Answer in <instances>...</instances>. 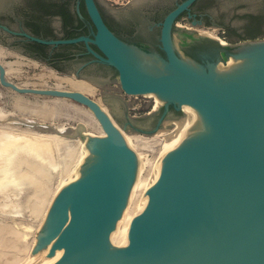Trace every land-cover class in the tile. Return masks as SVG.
<instances>
[{
	"label": "water",
	"instance_id": "1",
	"mask_svg": "<svg viewBox=\"0 0 264 264\" xmlns=\"http://www.w3.org/2000/svg\"><path fill=\"white\" fill-rule=\"evenodd\" d=\"M82 1L95 28L93 39L43 40L8 32L43 45L84 41L116 70L122 92L152 93L162 100L164 111L153 129L125 123L124 131L156 133L167 121L169 105L190 111L198 127L194 141L189 136L165 160L137 165L112 113L79 92L19 87L6 79L0 62L1 86L80 104L106 135H86L81 124L70 135L29 124L39 132L85 140L90 158L57 192L26 264H264V39L238 44L226 68L179 58L170 29L195 1L185 0L161 24L166 60L159 61L119 41L95 0ZM130 52L161 67L140 64Z\"/></svg>",
	"mask_w": 264,
	"mask_h": 264
},
{
	"label": "flooded vegetation",
	"instance_id": "2",
	"mask_svg": "<svg viewBox=\"0 0 264 264\" xmlns=\"http://www.w3.org/2000/svg\"><path fill=\"white\" fill-rule=\"evenodd\" d=\"M184 1L126 0L111 8L103 7L98 0L95 3L107 28L119 41L164 61L161 24L165 16ZM257 2H262L263 6H259L258 12H252L246 0H195L179 14L170 29L176 55L204 67L210 64L228 67L231 64L228 60L238 44L264 39V0ZM82 3V0H0V47L56 68L62 74L76 73L78 77L88 78L104 89V99L110 106L118 105L121 112L115 118L119 125L127 123L129 127L153 129L164 111L162 103L149 107L148 102L154 96H150L149 101L143 100L144 95H128L119 86H112L117 78L116 70L89 52L84 41L43 45L8 32L43 40L93 39L95 28L86 11L85 15L81 12ZM211 28L216 37L205 35ZM88 45L103 56L92 43ZM138 104L149 109L142 115H131L129 110ZM182 113L169 105L166 120H178Z\"/></svg>",
	"mask_w": 264,
	"mask_h": 264
},
{
	"label": "rangeland",
	"instance_id": "3",
	"mask_svg": "<svg viewBox=\"0 0 264 264\" xmlns=\"http://www.w3.org/2000/svg\"><path fill=\"white\" fill-rule=\"evenodd\" d=\"M98 1H99V3L103 7L111 8L113 6L119 5L121 2H124L126 0H98ZM246 2H247L246 4H247L248 10L249 11H252V12H258L261 9L259 6H263V3L262 2H259L258 3L257 0H246ZM192 27H194V26H192ZM209 32L210 33L212 32L213 33L212 34L213 36L215 35V33H214V31H213L212 28H211V30H209ZM217 36H220V35H217ZM175 42L178 43L177 37L175 39ZM19 57H21L22 59H27V60L33 61L34 63L37 62L35 65H30V64L20 65L19 67L16 68L15 74L12 75V77H11L12 80H10V81L14 82L16 85H18L19 82H20V85L23 88L59 89L58 87H60V88L62 87L60 90H63V89L65 90V88H68V86L66 85V83H64V82H58V80L55 78V76L57 75L56 77H58V78L70 77V78H74L75 79L74 74H69V75L62 74L59 70H56V68H52V67H50V66H48L46 64L40 63L38 61L29 59V58H26L24 56H19ZM14 59L15 58H13V57H7V58H5V62H13ZM49 72H52V73L55 72L54 73V76H51V77H50V75L47 76V73H49ZM20 77H22V78H20ZM41 77H43V79ZM50 78H51V80H50ZM27 83H29V84H27ZM57 84L59 85L58 87L56 86ZM89 85H92V87L95 88L94 89V94H93L94 96L92 95L91 96L92 98L91 97L90 98L93 99L94 101H97L98 99H100V100H98V104L102 103V104H100V105H102L101 107L104 106L105 111H107V109H108L107 112L112 113V117H114V120L116 121V123H118L117 120H116V118H115V116H117V114L114 113V111H113L114 105H112V106L108 105V103L105 102V100L103 99L102 94H103L104 89L101 88V86L99 84H94V86H93V84H89ZM55 86L57 88H55ZM112 86H118V80H117V78H115L113 80ZM67 91H69V90H67ZM19 96H21V97L19 98ZM16 97L18 99H20V100L16 99ZM53 99L51 97H45L44 98L43 96L20 95V94H17L15 92H11V90L6 89L5 87H3V86L0 85V120H1L0 121V130H2V129L5 130V128H7V126H8V127H10L9 129L13 128L11 130L15 131L16 133H21V132H25V131H29L28 133H33V132L36 133V132H39V131H37L34 128H32V130H35V131H32L31 130V127L29 126V124L32 123V122L37 123V124L40 123V124L47 125V126H54V127L60 126V127H63V128H66L67 129V128L77 127L78 124H81V122L82 123L83 122H86V120H88L87 122L90 121L89 120V117L87 118L86 112H83L82 109L79 110L80 109L79 107H78L79 108L78 109L77 106H74V105H76V104H74V102H71L69 100H60V101L57 100V101H54L56 99H54V100ZM50 100H52L53 102L50 101ZM22 101H23V103H20ZM43 101H45V102H43ZM46 101L48 103H46ZM58 102H60V104H58ZM34 103L36 104V106H35ZM45 103L46 104L55 103V107L56 106H57V108H60L61 107L60 108L61 111L54 107L55 110L60 111L57 114H56L57 111L55 112V115L56 116L59 114L58 117H55V115H53L52 118H55V120H53L51 118V116H47V118H46L45 115H41V116H43L45 118L40 117V114L42 113V111H41L40 108L42 106H44ZM61 103L63 105L65 104L66 106L65 105L63 106ZM24 104L25 105L28 104V105H26L27 107ZM33 104H34V106H33ZM37 105L40 107L39 108L40 110L38 109V106ZM116 106L118 108V111L121 112L117 104H116ZM29 107H32V108H29ZM35 107L37 109H35ZM134 108L135 109L129 110V112L131 113V115H136V116L138 115L139 116V115H142L143 113H145L147 111V109H145L144 107H142L140 105H138V106H136ZM34 109L37 112L40 113L39 116H38L37 112H36V115H35ZM84 113H85V115H84ZM113 114H114V116H113ZM12 115L13 116L15 115L13 117V119H12V117H10ZM79 115H81L80 117L82 119H83V117H84V119L85 118L86 119L85 120L83 119V121H82V119L78 118ZM73 116H75V117H73ZM9 117L11 118L12 121L10 120ZM48 117H50V118L48 119ZM183 117H184V115L183 116L181 115V118L180 119H182ZM17 119H19V120H17ZM74 119H76L77 121L74 120ZM78 121H80V123ZM174 121H176V120L165 121L163 123V125L164 124H168L169 125L170 124L169 122H174ZM3 124H5V125L7 124V125L5 126ZM118 125H119V123H118ZM120 127H121V125H120ZM27 128H29V129H27ZM168 129H170V128H168ZM66 145H68V146L58 147L59 149L56 148V151H55L56 153H54L52 155V157H50L48 160H46L47 162L45 160H43V162H40L41 160L33 159L34 162L36 161L35 163L38 162L37 164L34 165V167L36 169H37V166L38 165H40V164L43 165V163H45L43 165V166H45L44 167L45 168L44 174L42 176L37 175L38 178H35L36 177L35 176L34 177L35 178L34 179L35 183H33V184H30L29 183L30 180L27 178V177H31V176H25L26 174L27 175H32V172L38 171V170L35 169L34 171L29 172L30 169H32V167H30V166H33V164H34V163H32L33 161H31L30 164L29 163L20 164L19 169L21 170L22 168H24V169L21 170L22 171L21 174L18 173L19 170L18 171H15L13 173L15 174L16 177H18L19 180H21L20 178H22L23 179L22 182L23 181L24 182L26 181V183H24V184L25 185H28V186H26L28 188H26L24 184H21V181H20V183H17V184L22 185L26 189L24 188V189L21 190L22 186H19L17 184L14 185V186L13 185H10V186H7L6 188L0 189V234H1L0 235V238H1L0 239V264H10V263L11 264H26V262H27V260L29 258V255L31 254V252H32V250L34 248V245L36 243L37 234L39 233V231L41 229V226L43 225V222H44L45 217H46V216L43 217L42 215H46L47 214V211L48 210H46V208L48 207L47 209H49V207H50L49 205H51V203H52V201L54 199L52 195H56V193L53 192V191L54 190L56 191V189H57L58 186H59L58 188L60 189L61 188L60 185L62 186V184H64L65 182H67V180L69 179V177L72 175L73 170H74V168H75V166H76V164H77V162L79 160L78 158H80V157L77 158V154L78 155L79 154L81 155L80 149H78L79 146H76L73 143L71 144V142L68 143V144H66ZM70 145H72V148L70 147ZM64 147H67L68 149L70 148L69 149V152L66 151L65 149H67V148H64ZM141 149L138 152L141 153L142 157H144V158L146 157V159L144 160L145 161L144 164H148V163L150 164V162L152 163V161H153V163H155L156 159L158 158V156H157L158 155V149L150 148L149 151H148V147H144V148H141ZM152 149H154V150L152 151ZM62 150L64 152H62V153L59 154V152H61ZM73 150L75 151L74 154L72 153V152H74ZM78 150H79V152H77ZM155 150L157 152H154ZM68 153H69V155H68ZM56 154L58 155V157H56L57 156ZM59 155H60V157L63 156L62 157L63 159H61L59 157ZM66 155H67V157H66ZM74 155H75V157H74ZM153 155H155V156L152 157ZM32 158H34V157H32ZM60 159L61 160H65V161H58ZM154 159H155V161H154ZM136 160H137L136 162L138 163V159L137 158H136ZM148 160H149V162H148ZM31 163H32V165H31ZM47 164L48 165L50 164V165L48 166ZM58 164L59 165L60 164H63V166L61 165L63 168L60 166V169L61 170L59 169V167L56 168V166H58ZM72 164H74V167L71 166ZM34 167H33V169H34ZM53 167H55L57 170L54 171L55 168L52 169ZM46 168H47V170H49V169L50 170L47 171ZM69 168H72L73 170H71V169L69 170ZM26 170H27V172H26ZM68 170L70 171L69 173H68ZM59 171L60 172L62 171V175L63 176L62 175L60 177L57 176V174L59 173ZM23 172H25L26 174L23 173ZM65 176H67V177H65ZM49 182H50V184H49ZM47 184H49V187H48L49 188V191H48V188H47V186H48ZM17 186H19V187H17ZM42 187L44 189H46L45 190L46 193H47V191L49 192V193H47V195H46V193H43L42 192L44 190ZM19 189L22 192L19 193ZM57 191H58V189H57ZM28 192H29V194L26 195ZM40 192H42V193H40ZM21 193H22V195H21ZM53 193H55V194H53ZM24 196H25V198H24ZM47 196H48L49 199L47 198ZM41 197H42V199H44L46 201H43L42 199H40ZM47 200L48 201L49 200H52V201L48 204L47 203ZM31 203H32V205H31ZM41 203H42V205H41ZM22 205H23V207H21ZM38 205H40V206H38ZM4 206H5V208H3ZM34 206H35V208H34ZM43 207L45 208V211H44V208ZM33 208H34V210H33ZM35 211H36V213H35ZM39 211H41V212H39ZM11 230H13V234H12V231ZM9 237H10V239H9ZM32 241H34V242H32ZM15 243H17V244H15ZM30 245H31V247H30ZM6 246H8V247H6Z\"/></svg>",
	"mask_w": 264,
	"mask_h": 264
},
{
	"label": "bare ground",
	"instance_id": "4",
	"mask_svg": "<svg viewBox=\"0 0 264 264\" xmlns=\"http://www.w3.org/2000/svg\"><path fill=\"white\" fill-rule=\"evenodd\" d=\"M205 31V30H204ZM205 33V32H204ZM203 34V33H202ZM213 33L211 32H206V34L205 35H207V36H210V37H213V35H212ZM215 36V35H214ZM12 51V50H11ZM17 53V52H16ZM132 55H133V57L135 58V60L138 62V63H140V64H143V65H146V66H149V67H153V68H156V67H161V65H160V63H157V62H154V61H152L150 58H148L147 56H143V55H141V54H139V53H134V52H130ZM20 55H17V54H15L14 52H10L9 50H5L3 47H0V62L3 64V67H4V69H5V77H6V79L8 80V81H10V80H12L11 79V77H12V75L13 74H15V71H16V68L17 67H19L20 65H24V64H30V65H35L36 63H34L33 61H30V60H27V59H22L21 57H19ZM7 57H13V58H15L14 59V61L13 62H5V58H7ZM32 59V58H31ZM55 73V72H54ZM54 73H52V72H49V73H47V76H49L50 75V77L51 76H54ZM23 75V74H22ZM56 75V74H55ZM20 76V75H19ZM57 76V75H56ZM55 76V78L58 80V82H64V83H66V85L68 86V88H65V90L67 91V90H69V91H75V92H79V93H82V94H84V95H86V96H88V97H91L93 94H94V89L95 88H93L92 87V85H89V83L88 82H85V81H83V80H76V79H74V78H70V77H64V78H58V77H56ZM39 77V76H38ZM20 78H22V77H20ZM30 78V77H29ZM42 79H43V77H41ZM49 78V77H48ZM20 80V79H19ZM24 80V79H23ZM41 80V79H40ZM50 80H51V78H50ZM12 82V81H11ZM14 83V82H13ZM27 84H29V83H27ZM26 84V85H27ZM20 85V82H19V84H18V86ZM25 86V85H24ZM57 87L59 86L58 84L56 85ZM55 86V88H57ZM94 86V85H93ZM19 87H21V85L19 86ZM26 87V86H25ZM64 87V86H63ZM59 89H61L60 87H58ZM7 89V88H6ZM42 89V88H41ZM10 90V89H9ZM64 90V89H63ZM10 92V91H9ZM11 92H14V91H12L11 90ZM16 93V92H15ZM18 94V93H17ZM20 95H33V94H20ZM34 96H39V95H34ZM94 96V95H93ZM150 96H154V102L156 103V105H160L161 103H162V100H160V98L157 96V95H155V94H152V93H150V94H145L144 95V97L145 98H149ZM21 96H19V98H20ZM44 98L45 97H47V96H43ZM52 99H53V97H51ZM92 98V97H91ZM16 99H18L17 97H16ZM54 99H56V100H54ZM53 100L54 101H60V100H68V99H61V98H54ZM18 100H20V99H18ZM98 100H100V99H98ZM98 100L96 101L97 103H98ZM27 101V100H26ZM50 101H52V100H50ZM69 101H71V100H69ZM18 102V101H17ZM43 102H45V101H43ZM53 102V101H52ZM65 102V101H64ZM71 102H73V101H71ZM100 102V101H99ZM20 103H23V101L22 102H20ZM28 103V102H27ZM46 103H48L47 101H46ZM44 104V106H42L41 108L38 106V109L40 108L41 109V111H42V113L40 114L39 112H37L35 109H37L36 107H35V109H34V111H35V115H36V112H37V114H38V116H39V114H40V117H43V116H41V115H45L46 116V118H47V116H51V118L53 117V115H55V112L57 111V110H55V108H57V106L55 107V103H52V104ZM57 103V102H56ZM66 103V102H65ZM31 104V103H30ZM35 104V103H34ZM34 104H33V106H34ZM58 104H60V102H58ZM62 104V103H61ZM73 104V103H72ZM74 104H76V105H74ZM74 106H77V108L79 109V110H83V112H86V114H87V118L89 117V122H87L88 120H86V122H81V125L84 127V131H85V134L86 135H89V136H97V137H105L106 135L104 134V132H103V130L101 129V126L99 125V123H98V121L95 119V117L93 116V113L88 109V108H86V107H84V106H82V105H80V104H77V103H75L74 102ZM100 104H102V103H100ZM99 104V105H100ZM16 105V104H15ZM19 105V104H18ZM21 105V104H20ZM23 105V104H22ZM25 105V104H24ZM26 105H28V104H26ZM25 105V106H26ZM40 105V104H39ZM57 105V104H56ZM63 105V104H62ZM65 105V104H64ZM63 105V106H64ZM104 105V104H103ZM30 106V105H29ZM35 106H36V104H35ZM66 106V105H65ZM100 106H102V105H100ZM137 105H135V107H136ZM19 107V106H18ZM27 107V106H26ZM55 107V108H54ZM24 108V107H23ZM29 108H32V107H29ZM61 108V107H60ZM60 108H57L58 110H60ZM103 109H104V106L102 107ZM39 109V110H40ZM107 109V108H106ZM16 110V109H15ZM31 110V109H30ZM105 110V109H104ZM61 111V110H60ZM60 111H57L56 112V114L58 113V112H60ZM107 111H108V109H107ZM113 111H114V113H116V114H119L120 112L118 111V108H117V106H116V104H114V107H113ZM32 112V111H31ZM82 112V113H83ZM183 113H184V117L182 118V119H178V120H176V121H174V122H169L170 124L168 125V124H164L163 125V127H161L156 133H154V134H152V135H150V136H146V135H143V134H139V133H132V132H129V131H124L121 127H119V130H120V133H121V136H122V138H123V140H124V142H125V144H126V146L130 149V150H132L134 153H135V156H137L136 158L138 159V163H137V165H144V163H145V159H146V157L144 158V157H142V155H141V153L140 152H138V151H140V149L141 148H144V147H148V151H149V149L150 148H155V149H158V158L156 159V161H155V159H154V161H155V163L156 162H161V161H163V160H165L166 158H167V156L169 155V154H171L174 150H176L177 148H179L183 143H185L187 140H189V136H192L191 137V139H190V141L189 142H193L194 141V139H195V135H196V131H197V127H198V122H197V119L195 118V116L190 112V111H182ZM81 113V114H82ZM14 114V113H13ZM31 114V113H30ZM29 114V115H30ZM2 115V114H1ZM11 115V114H10ZM32 115V114H31ZM59 115V114H58ZM58 115L56 116L55 115V117H58ZM84 115H85V113H84ZM15 116V115H14ZM13 115L12 116H10V117H12V119H13V117H14ZM34 116V115H33ZM76 116V115H75ZM75 116H73V117H75ZM81 115H79V117L78 118H80V119H82L81 117H80ZM2 117V116H1ZM9 117V118H10ZM36 117V116H35ZM8 118V119H9ZM16 118V117H15ZM43 118H45V117H43ZM50 117H48V119H49ZM4 119V118H3ZM41 119V118H40ZM53 120H55V118H52ZM51 119V120H52ZM77 119V118H76ZM76 119H74V120H76ZM83 119H84V117H83ZM83 119H82V121H83ZM86 119V118H85ZM84 119V120H85ZM10 120H11V118H10ZM17 120H19V119H17ZM47 120V119H46ZM1 121V120H0ZM12 121V120H11ZM10 121V122H11ZM77 121V120H76ZM81 121V120H80ZM80 121H78L79 123H80ZM8 123V122H7ZM28 124V123H27ZM31 124V123H30ZM40 124V123H39ZM3 125H5V124H3ZM7 125V124H6ZM5 125V126H6ZM2 127V126H1ZM10 127H8L7 126V128H5V130H0V189H3V188H6L7 186H10V185H16L17 183H20V181H21V184H24V183H26V181L24 182H22V178H20L21 180H19L18 179V177H16L15 176V174L13 173V172H15V171H18V173H20L21 174V170L22 169H24V168H22L21 170L19 169V167H20V164H23V163H29L30 164V162L31 161H33V159H37V160H41L40 162H43V160H48L50 157H52V155L54 154V153H56L55 151H56V148H58V147H63V146H68V145H66V144H68V143H70L71 142V144L73 143V144H75L76 146H79L78 147V149H80V152H81V155L79 156L78 154H77V158L78 157H80V158H78L77 160H78V162H77V164H76V166H75V168H74V170L72 169V168H69V170L71 169V170H73V173H72V175L69 177V179L67 180V182L80 170V168H81V166L83 165V163L86 161V160H88L89 158H90V152H89V150H88V148H87V144H86V141L85 140H81V138H79V137H75V138H67V137H64V136H59V135H57V134H52V133H43V132H36V133H28L29 131H25V132H21V133H16L15 131H13V130H11V129H13V128H11V129H9ZM58 130H59V132H60V134H65V135H67V134H69L70 135V133L72 132V131H74L75 130V128L76 127H74V128H63V127H60V126H58V127H56ZM168 128H170V129H168ZM27 129H29V128H27ZM31 130H32V128H31ZM32 131H35V130H32ZM72 134H73V132H72ZM75 135V134H74ZM70 147L72 148V145H70ZM64 148H67V147H64ZM63 148V149H64ZM59 149V148H58ZM61 149V148H60ZM68 149V148H67ZM67 149H65L66 151H68L69 152V149L67 150ZM74 149V148H73ZM77 149V148H76ZM75 149V150H76ZM142 150V149H141ZM154 149H152V151H153ZM65 151V152H66ZM72 151V150H71ZM70 151V152H71ZM74 151V150H73ZM143 151V150H142ZM145 151V150H144ZM62 152H64L63 150L61 151V152H59V154L60 153H62ZM77 152H79V150L77 151ZM154 152H157L156 150L154 151ZM73 154L75 153V151L74 152H72ZM72 154V155H73ZM144 154V153H143ZM146 154V153H145ZM156 154V153H155ZM57 155V154H56ZM68 155H69V153H68ZM152 155V154H151ZM71 156V155H70ZM148 156V155H147ZM155 155H153L152 157H154ZM32 157H34V158H32ZM56 157H58V155L56 156ZM59 157H60V155H59ZM63 157V156H62ZM62 157H60L61 159H63ZM66 157H67V155H66ZM72 157V156H71ZM74 157H75V155H74ZM156 158V157H155ZM58 160V161H65V160ZM76 159V158H75ZM72 160V159H71ZM70 160V161H71ZM74 160V159H73ZM153 160V159H152ZM75 161V160H74ZM137 161V160H136ZM36 162V161H35ZM34 161L32 162V163H34L33 164V166H30V167H32V169H30V171L29 172H31V171H34L36 168L34 167V165L35 164H37V163H35ZM39 162V163H40ZM47 162V161H46ZM73 162V161H72ZM148 162H149V160H148ZM147 162V163H148ZM32 163H31V165H32ZM49 163V162H48ZM58 163V162H57ZM60 163V162H59ZM62 163V162H61ZM65 163V162H64ZM75 163V162H74ZM151 163V162H150ZM152 163H153V161H152ZM45 163H43V165H44ZM149 164V163H148ZM43 165H38L37 166V169L36 170H38V171H34V172H32V175H27L25 172H23V173H25L24 175L25 176H31V177H27L30 181H29V183L30 184H33V183H35V181H34V179L35 178H38L37 177V175H40V176H42L43 174H44V171H45V166H43ZM48 165V164H47ZM50 165V164H49ZM48 165V166H49ZM52 165V164H51ZM63 166V164H58V166H56V168H58L59 167V169H60V166ZM24 166V165H23ZM61 166V167H62ZM69 166V165H68ZM72 167H74V164H72L71 165ZM70 166V167H71ZM22 167V166H21ZM29 167V168H30ZM33 167H34V169H33ZM55 167H53L52 169H54ZM54 169V171L55 170H57V169ZM63 168V167H62ZM66 168V167H65ZM46 170H47V168H46ZM50 170V169H49ZM49 170H47V171H49ZM61 170V169H60ZM66 170V169H65ZM68 170V173L70 172ZM25 171V170H24ZM26 172H27V170H26ZM72 172V171H71ZM22 173V174H23ZM58 173V172H57ZM60 173V174H59ZM59 175L57 174V176H61L62 175V171L60 172L59 171ZM67 173V174H68ZM30 174V173H29ZM66 174V175H67ZM17 175V174H16ZM46 175V174H45ZM18 176V175H17ZM36 176V177H35ZM56 176V177H57ZM63 176V175H62ZM35 177V178H34ZM45 177V176H44ZM58 177V178H59ZM65 177H67V176H65ZM31 178V179H30ZM50 178V177H49ZM25 179V178H24ZM44 179V178H43ZM45 180V179H44ZM47 180V179H46ZM19 181V182H18ZM39 181V180H38ZM37 181V182H38ZM43 181V180H42ZM67 182H65L64 184H62V186L60 185V187L62 188ZM42 183V182H41ZM49 184H50V182H49ZM49 184H47L48 186H47V188L49 187ZM17 185H19V186H22V185H20V184H17ZM25 185V184H24ZM45 185V184H44ZM19 186H17V187H19ZM26 186H28V185H25V187ZM42 186V185H41ZM25 187H23L22 186V188H21V190L22 189H24ZM45 187V186H44ZM59 187V186H58ZM57 187V189H58V191L61 189H59ZM26 188H28V187H26ZM25 188V189H26ZM43 188V187H42ZM44 189V188H43ZM57 189H56V191H57ZM45 190L46 189H44L42 192L43 193H46L45 192ZM48 191H49V188H48ZM47 191V193H49ZM55 190L53 191V192H55L56 194H57V192H56ZM16 192V191H15ZM20 192H22V191H20V189H19V193ZM26 192V191H25ZM42 192H40V193H42ZM47 193H46V195H47ZM52 193V192H51ZM55 193H53V194H55ZM29 194V192L26 194V195H28ZM21 195H22V193H21ZM43 195V194H42ZM52 195V194H51ZM53 196V198H54V196H56V195H52ZM51 196V197H52ZM19 197V196H18ZM17 197V198H18ZM24 198H25V196H24ZM38 198V197H37ZM47 198H48V196H47ZM32 199V198H31ZM40 199H42V197L40 198ZM49 199V198H48ZM37 200V199H36ZM43 201H46V200H44V199H42ZM23 201V200H22ZM39 201V200H38ZM52 200H47V203L49 204L50 202H51ZM18 202V201H17ZM35 202V201H34ZM37 202V201H36ZM45 203V202H44ZM43 203V204H44ZM46 203V204H47ZM36 204V203H35ZM38 204V203H37ZM40 204V203H39ZM45 204V205H46ZM31 205H32V203H31ZM41 205H42V203H41ZM36 206V205H35ZM35 206H34V208H35ZM38 206H40V205H38ZM50 206V205H49ZM10 207V206H9ZM21 207H23V205L21 206ZM3 208H5V206L3 207ZM34 208H33V210H34ZM44 208V207H43ZM48 208V207H47ZM46 208V210H48ZM37 209V208H36ZM39 209V208H38ZM40 210V209H39ZM43 210V209H42ZM44 211H45V208H44ZM33 212V211H32ZM39 212H41V211H39ZM35 213H36V211H35ZM44 214V213H43ZM43 217L44 216H46V215H42ZM10 229V228H9ZM12 231V234H13V230H11ZM28 231V230H27ZM8 232V231H7ZM1 235V234H0ZM15 235V234H14ZM13 236V235H12ZM6 237V236H5ZM17 238V237H16ZM1 239V238H0ZM9 239H10V237H9ZM35 239V238H34ZM4 240V239H3ZM14 240V239H13ZM3 242V241H2ZM15 242V241H14ZM32 242H34V241H32ZM15 244H17V243H15ZM18 246V245H17ZM6 247H8V246H6ZM21 247V246H20ZM30 247H31V245H30ZM29 247V248H30ZM8 249V248H7ZM9 252V251H8ZM15 253V252H14ZM13 253V254H14ZM15 256V255H14ZM30 256V255H29ZM18 260V259H17ZM14 263V262H13ZM11 264V263H10Z\"/></svg>",
	"mask_w": 264,
	"mask_h": 264
},
{
	"label": "built area",
	"instance_id": "5",
	"mask_svg": "<svg viewBox=\"0 0 264 264\" xmlns=\"http://www.w3.org/2000/svg\"><path fill=\"white\" fill-rule=\"evenodd\" d=\"M143 97H144V96H143ZM143 100H148V101H149V98L146 99V98L144 97ZM151 100H152V101H151L150 103L148 102L149 107H151V106H152L153 108H154V107H157L158 105H156V103L154 102V99L152 98ZM138 105H139V104H138ZM138 105H137V106H138ZM132 107H133V106H132ZM133 108H134V107H133ZM148 109H149V108H147V110H148Z\"/></svg>",
	"mask_w": 264,
	"mask_h": 264
},
{
	"label": "trees",
	"instance_id": "6",
	"mask_svg": "<svg viewBox=\"0 0 264 264\" xmlns=\"http://www.w3.org/2000/svg\"><path fill=\"white\" fill-rule=\"evenodd\" d=\"M81 12L85 15L86 13H85V9H84V6H83V3L81 4Z\"/></svg>",
	"mask_w": 264,
	"mask_h": 264
}]
</instances>
